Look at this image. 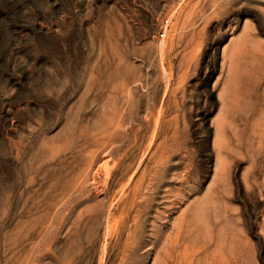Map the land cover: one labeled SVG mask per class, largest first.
Wrapping results in <instances>:
<instances>
[{
    "label": "rangeland",
    "instance_id": "1",
    "mask_svg": "<svg viewBox=\"0 0 264 264\" xmlns=\"http://www.w3.org/2000/svg\"><path fill=\"white\" fill-rule=\"evenodd\" d=\"M0 264H264V0H0Z\"/></svg>",
    "mask_w": 264,
    "mask_h": 264
}]
</instances>
